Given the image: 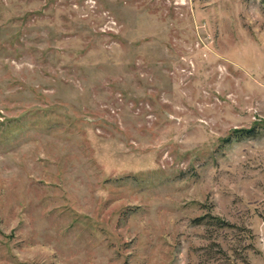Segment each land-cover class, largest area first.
Masks as SVG:
<instances>
[{
  "label": "rangeland",
  "instance_id": "1",
  "mask_svg": "<svg viewBox=\"0 0 264 264\" xmlns=\"http://www.w3.org/2000/svg\"><path fill=\"white\" fill-rule=\"evenodd\" d=\"M0 264H264V0H0Z\"/></svg>",
  "mask_w": 264,
  "mask_h": 264
},
{
  "label": "trees",
  "instance_id": "2",
  "mask_svg": "<svg viewBox=\"0 0 264 264\" xmlns=\"http://www.w3.org/2000/svg\"><path fill=\"white\" fill-rule=\"evenodd\" d=\"M253 132V129L251 128H236L233 129L229 135V138H231L232 136L234 137H240L242 135H247ZM227 138V139H229ZM201 217H195L196 220H199ZM207 222L209 223H213V224H217V225H225L228 224L227 221H225L224 219H221L220 217L217 216H210L209 218L206 219ZM201 222V221H200Z\"/></svg>",
  "mask_w": 264,
  "mask_h": 264
}]
</instances>
